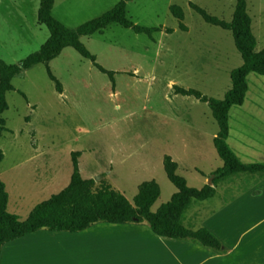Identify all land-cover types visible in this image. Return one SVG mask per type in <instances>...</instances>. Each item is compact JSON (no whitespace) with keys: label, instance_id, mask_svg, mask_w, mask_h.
Returning <instances> with one entry per match:
<instances>
[{"label":"rangeland","instance_id":"rangeland-1","mask_svg":"<svg viewBox=\"0 0 264 264\" xmlns=\"http://www.w3.org/2000/svg\"><path fill=\"white\" fill-rule=\"evenodd\" d=\"M40 1L0 0V59L6 63L18 64L49 37L38 21ZM119 1L54 0L52 15L77 29ZM190 2L231 21L237 0H131L128 18L161 30L149 36L113 23L81 37L96 62L114 72L113 79L66 47L49 63L61 82L60 92L43 64L12 80L14 90L6 94L3 113L7 131L0 139V178L11 213L26 219L37 204L63 190L73 173V153H78L83 178L96 186L107 180L131 202L142 182L155 180L161 194L152 211L177 191L166 175L165 155L177 162L176 172L188 186L210 184L212 173L223 166L214 145L219 125L207 103L177 94L175 86L223 99L232 86L231 71L243 58L232 32L206 22ZM246 2L261 50L264 0ZM173 4L184 11L185 30L170 11ZM249 82L244 104L229 111L230 138L244 153L246 147H262L263 152L253 151L244 161L264 162V75L250 74ZM239 178L243 182L255 175ZM218 188L211 200L217 207L224 196Z\"/></svg>","mask_w":264,"mask_h":264},{"label":"trees","instance_id":"trees-1","mask_svg":"<svg viewBox=\"0 0 264 264\" xmlns=\"http://www.w3.org/2000/svg\"><path fill=\"white\" fill-rule=\"evenodd\" d=\"M120 0L112 9L91 19L77 29H71L52 15L54 0H41L38 9V21L49 30V37L40 48L22 59L18 64H9L0 59V138L7 131L3 113L8 109L6 94L14 90L12 80L24 71L43 64L48 75L56 84L57 91L62 90L60 80L53 74L49 63L57 58L66 47H72L83 57L88 58L101 72L113 79L114 72L106 70L96 62L92 54L81 41L82 36L103 32L113 23L131 28L136 33L152 36L161 30L159 27H144L131 21L126 13L127 2ZM190 6L202 18L213 25L232 32L234 43L243 58V64L231 71V88L223 99L211 98L193 88L175 86L177 94L195 96L207 103L219 125L214 137V145L224 164L212 173V183L202 188L188 186L184 177L177 174L178 164L171 156L165 155L163 163L169 180L177 191L171 199L156 211L152 205L160 197L161 189L155 180L144 181L138 186V192L131 202L122 192L116 190L107 180L96 186L93 179L81 176L78 165V153H73V173L69 184L59 193L37 204L25 220L7 210L8 192L0 178V254L5 243L38 230L82 231L93 224L104 221L109 223L148 222L152 230L160 236L174 239H192L203 245L220 250L222 243L206 228L191 230L183 224L184 214L194 201H203L216 195L215 186L238 174H264V162H244L234 152L230 138L229 111L234 106H242L250 89V74L264 75V48L257 50V38L252 30V20L247 10L246 0H237L231 21L211 15L205 9L190 2ZM171 13L180 20L182 30L186 26L184 11L180 5L173 4ZM172 32V29H167ZM4 153L0 149V163Z\"/></svg>","mask_w":264,"mask_h":264},{"label":"crops","instance_id":"crops-1","mask_svg":"<svg viewBox=\"0 0 264 264\" xmlns=\"http://www.w3.org/2000/svg\"><path fill=\"white\" fill-rule=\"evenodd\" d=\"M231 140L243 161L253 151L263 152L257 146L246 147L244 153ZM240 175L255 178L241 182ZM219 186L224 191L220 205L211 204L213 197L192 202L183 224L208 229L222 243L220 250L192 239L160 236L148 222L100 221L82 231L42 229L9 241L2 247L0 264H264V174L234 175L215 186L216 195Z\"/></svg>","mask_w":264,"mask_h":264},{"label":"water","instance_id":"water-1","mask_svg":"<svg viewBox=\"0 0 264 264\" xmlns=\"http://www.w3.org/2000/svg\"><path fill=\"white\" fill-rule=\"evenodd\" d=\"M212 183V179H210V184Z\"/></svg>","mask_w":264,"mask_h":264}]
</instances>
